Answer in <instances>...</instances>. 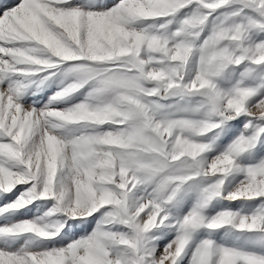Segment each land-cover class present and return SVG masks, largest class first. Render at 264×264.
<instances>
[{"label":"snow or ice","instance_id":"obj_1","mask_svg":"<svg viewBox=\"0 0 264 264\" xmlns=\"http://www.w3.org/2000/svg\"><path fill=\"white\" fill-rule=\"evenodd\" d=\"M0 264H264V0H0Z\"/></svg>","mask_w":264,"mask_h":264}]
</instances>
